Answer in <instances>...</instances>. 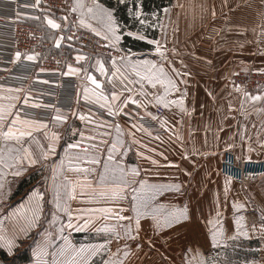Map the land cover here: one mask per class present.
<instances>
[{"label":"crops","instance_id":"obj_1","mask_svg":"<svg viewBox=\"0 0 264 264\" xmlns=\"http://www.w3.org/2000/svg\"><path fill=\"white\" fill-rule=\"evenodd\" d=\"M101 1L74 0L75 4L84 5L83 8L77 7L80 19L83 13L88 22L94 21L87 13V8L94 3L98 2L109 8ZM29 6L26 12L25 4L21 2L20 8L18 7L15 13L16 18L38 25H40V21H44L48 25V19L56 18V15L52 16V12L43 10L37 0L33 1L32 8ZM165 8L168 9L167 12L164 11ZM64 18H59V20L57 18L61 29H53L49 25L50 29L43 27L46 37L52 45L56 49L69 48L75 53V57L77 54L85 55L87 62L75 59L72 66L87 69L89 73L96 76L103 86L105 95L111 97L112 91L120 93L121 90H124L125 98L131 95L137 99L139 101L137 105H133L129 101L126 109L129 113L128 116L131 114L134 116L148 115V118L159 123L160 131L153 132L144 129L135 120L134 122L123 114L119 121L115 118L114 120L122 126V138L128 144H132L127 156L121 155L117 151L115 154L117 161L128 167L138 166L141 173L139 179L146 180L148 184H179L181 186L179 193L169 191L164 196H158L156 202L161 204L170 207L182 205L187 208L201 209V200H190L189 198L210 197L206 206L207 212L213 213L214 222L211 228H231L233 226L231 224L233 223L232 213L234 212L233 198L229 200L227 191H222L225 179L218 174L220 161L224 151L228 148L236 147L237 143L249 144L254 140L245 136L250 130L243 126V120L245 125L249 123V120H246L249 119L246 114L248 104L240 103L241 99L237 94H229L224 87V80L231 74L249 66L264 65V0H173L172 5L162 9L160 25L163 27H160L158 38H160L159 41L167 59L162 60L159 57L155 46L148 48L140 56H133V60L151 59L155 60L157 64L164 65L165 71L177 82L180 89V92H169L166 99H180L181 93H183V108L177 104H171L167 108L164 107L165 111L162 114L152 110L149 107V101L155 99L157 95H164L166 85L157 84L153 88L147 81H140V78L130 68L123 65H119L120 73L126 79L117 73L109 81L108 77L112 76L111 57L86 51L69 43L66 38V27L70 20ZM13 19L14 14L8 9L0 12V54L2 55L0 57V90L4 92L0 96V104L4 105L10 102L7 99L9 96L18 95L23 98L25 94H28V98H30L31 93L26 91L25 85L9 86L4 82L24 76L26 69H35L33 67L35 60L26 59L28 55L32 54H21L17 58L16 53H11L6 24ZM65 21L68 22L66 26L62 24ZM60 36H64L65 39L61 41L60 47H57L55 38ZM135 52L132 53L136 54ZM98 58L104 61L106 69L109 70L106 76L101 75L95 67H92ZM9 60L10 62H8ZM173 68L178 70L179 75L172 71ZM72 77L78 79V103L73 108L62 112L68 115V120L63 123H48V128L49 131L58 132L61 136L57 147V155L59 153L60 157L64 156V147L67 144H79V147L71 152L72 165H69L67 157L64 159L67 160L65 163L67 165L66 176L75 186L76 198H100L101 191L109 193L106 188L113 190L112 183H105L103 187L99 183V174L104 170L105 158L108 155L107 147L109 146L102 141L110 143L117 136V131L109 123L107 127L101 126L100 122L103 120L97 113L98 111L103 112L105 117L108 115L107 111L94 100L83 98L84 89L94 87L86 79L85 72L81 71L77 75L66 76L61 84L63 85L64 81L74 82ZM34 80L48 83L51 80L58 82L55 79L46 80L45 78H34ZM15 89H23V91L16 92ZM126 89H131V92ZM89 95H91V91ZM29 101L30 105L36 104L34 100L30 99ZM15 103L20 106L23 99ZM136 108H139V111H136ZM242 110H245V114ZM81 115H85L87 119L81 120ZM89 120L92 122L89 123ZM133 123L137 125L136 129L131 128ZM239 123H241L240 127H238ZM129 130L134 132V139L138 140L139 144L132 143L133 137L127 134ZM243 130H245L244 135ZM222 131L227 134L224 143L217 140V133ZM65 132L76 134V136L70 139ZM80 133H83V136ZM34 135L40 144L43 142L42 139L46 138L43 132ZM28 139L24 138L25 141ZM10 141L13 142L12 144H17L14 140ZM33 147L40 150L38 144L34 142ZM138 153H143V155ZM130 155L134 156V159H130ZM77 156L80 157L79 160L76 159ZM93 156L100 160V164L89 163ZM146 157L158 161V164H152ZM77 165L81 169L95 168L96 171L85 174L75 170ZM85 176L87 180H85ZM190 181H192L191 185L188 183ZM201 182H207L208 187ZM252 185V188L247 189L249 192L241 194V204L243 205L241 211L245 213V215L244 213L241 215V225L245 228L251 227L250 221L253 223L248 212H264V195L262 196L264 183ZM250 192L257 193V202H254ZM124 194L131 200L130 189H124ZM109 195L111 196V193ZM220 196L224 197L225 202L224 208L219 211ZM179 197L182 201L173 199ZM129 202L128 204H130ZM93 203L99 205L98 202ZM82 205L93 207L90 201L84 202ZM169 210L168 207L166 211ZM216 213H224V215L216 217ZM198 216L202 217V214L196 212L194 208L190 211L188 219L183 221L184 226L179 227H193L192 222L197 221ZM218 220L219 224H217ZM256 221L259 222V220ZM153 223L149 216L148 228H153L150 226ZM207 226L210 227V225ZM107 241H110L108 258L118 264H224L223 259L217 258L216 248L225 246L230 240H217L215 244L213 240ZM257 241L260 242L259 255L253 260L242 261L240 264H264V240Z\"/></svg>","mask_w":264,"mask_h":264},{"label":"rangeland","instance_id":"obj_2","mask_svg":"<svg viewBox=\"0 0 264 264\" xmlns=\"http://www.w3.org/2000/svg\"><path fill=\"white\" fill-rule=\"evenodd\" d=\"M101 2L105 4L107 7L114 10V16L116 17L117 21L124 30L125 35L123 36L119 46L125 51L117 52L115 51V49L110 47H107V50L105 52L92 51V49L87 48L86 46H77L78 48L81 49L83 48L86 51H90L94 53L104 54L109 57L122 56L128 50H130L131 53L138 51L135 52L136 53L135 55L140 56L141 54H143V52L147 51L148 48L147 49L140 48L139 50L135 49L134 46L136 43L134 42L142 41V40L136 39L134 37H130L131 40L126 41L125 38L127 36L126 33L128 31L140 32L146 34L148 39L160 40V38H158L160 34L159 33L160 27H150L148 25L141 26L137 18H135L134 15L130 14L129 9H134L135 7L132 0H127L126 3H121L119 2V0H114V4H115L114 7L108 6L104 1ZM164 3L165 4L160 9L152 7V9L146 10L144 8V5L142 4V0H140V7L145 17H151L152 13L154 12L157 13L159 15L158 24H160V16L162 9L164 7L172 5L173 0H165ZM124 12L128 19L127 21L122 18ZM51 14L52 16L56 15V18L54 20L58 24L59 21H57V18L59 20V18L67 17V15L61 11H54ZM151 20H155V17H151ZM151 20L149 21V23H151ZM79 21H80V17L78 14L77 26L79 28L92 32L90 29L80 26ZM28 23L38 25L34 22H28ZM39 23L40 26L43 27L45 26L47 29H50L49 28L50 25L49 24H48L49 26L46 25L44 21H40ZM67 23L68 22L65 21L62 24L66 26ZM88 23H91L94 27L97 28L101 27L100 23L96 20L90 21ZM70 25H71V20L66 27V31H68ZM45 36H46V32H45ZM100 37L103 39V36ZM143 42H146L148 44L147 40H143ZM152 46L153 45H150V47ZM0 57H2L1 54ZM72 57H73V61L70 62L69 64L75 62V53ZM8 62H10V60ZM33 67H35V62ZM35 70L36 69H31V68L25 70V82L23 84L20 82H9V83L4 82V84H9V86L25 85L26 91L31 93L29 100L30 99L34 100L36 103L53 105L55 106V108L60 109L61 112L73 108L74 105L78 103V99H77L78 79L76 77L75 78L72 77L74 82L71 83L64 81L63 85L54 84L56 83L55 81H50L49 83L48 82L43 83V81L34 80V78H40L36 76ZM66 70H67V66H65L63 72H66ZM61 77L65 78L66 76L61 75ZM224 87L229 94H237L238 96H240L241 99L240 103L248 104L246 114L249 116V119L246 120L247 121L249 120L248 123L249 126L247 124L246 125L244 124L245 123L244 120H243V126L247 127L248 128L247 130H250V132L245 134V136L247 135L251 140H254L249 144L245 143L241 145L240 143H237L235 145L236 147L228 146L231 148H228L226 151L228 150L232 151L235 154V156L240 159L263 161L264 160V65H260L258 67L249 66L248 68L239 70L231 74L230 76L225 78ZM2 93L4 92L0 90V96L2 95ZM70 94L74 97L75 101L71 105V107H65L64 98ZM253 96H259L261 97V99L253 100L252 99ZM32 105L33 104L31 105L29 104L25 106L22 103L20 104V107L23 109L24 112L28 113L29 118L41 119L49 124L53 122L52 117L56 113L53 111L52 108H43V107L34 108L32 107ZM138 109L136 108V111ZM242 112L243 114H245V110H242ZM97 114L101 116L100 119H102L104 122H108L109 124L116 122V120H114L115 119L114 117H110L108 115L104 117L103 112L98 111ZM142 117L148 118V115L134 116L131 114L130 116H128V118H131L133 121L135 120L139 126L143 127L146 130L153 132L160 131L159 123H157L154 120L152 121H154L158 125L157 128H153V127L147 128L146 126H144L143 123L141 122ZM241 123L238 124V127L241 126ZM244 132L245 130H243V135ZM65 134H68V137L70 139L76 136V134H71L68 132H65ZM226 137L227 134H225L223 131L217 133L218 142L224 143L226 141ZM26 141H28V143H25V147H29L34 157L37 158L38 160L36 164H28L26 160L23 161L22 165L20 166L22 167L23 170L21 171V174L19 176L15 175V172L19 170L17 165L13 164L11 167H7L5 166V164H0V184H3V188H0V217L4 218L3 229L2 231H0V235H4L7 238H13V236H15L14 246L11 254H9L6 247L0 246V264H36L37 256L35 255V253L37 251V246L42 243V234L45 231H50L52 232L53 237H56L57 236L56 229L59 227L60 223L61 222L65 224L67 223V217L63 213H60L59 215L62 217V220L58 221L56 224L52 226L49 225V221H51L52 219V213L53 211H55L54 205L52 203L53 186L55 183L64 182V177L66 176L65 168L67 166L65 163H67V160H64L63 168L60 167L59 153L56 157L55 156L49 157V159L46 161L40 160L39 159L40 150L34 148L33 142L29 141V139ZM42 141L43 142H41V144L43 143L47 144V138L42 139ZM12 143H13L12 141L4 142L3 140H0V148L4 149L5 154L7 153L9 147H11L13 150L19 147L17 144H12ZM226 151H224V154ZM13 155H15L14 151H13ZM125 156H127V154ZM223 157L220 161L219 170H218V174L225 179V181L222 184V191H224L227 188V194H229V200L233 198V204L236 203L238 205H242L241 194L244 192H249L247 189L252 188L253 186L252 184L254 183L255 184L258 183V185L259 184L262 185L264 183L263 182L264 176H262L259 180L256 181L234 180L223 173V161H222ZM130 159H134V156L130 155ZM5 160L7 162L6 155H5ZM106 160L107 157L105 158V162ZM53 169H55V175ZM226 180L228 181L227 184H226ZM26 182H28V184L24 187H21L23 183ZM105 183L110 184L112 182L111 180H109L106 181ZM188 183L191 185L192 181ZM201 184L206 185V187H208L207 182H201ZM106 189L109 191V193L112 192L111 188H106ZM35 190H39L45 194L44 212L42 214L41 222L39 226L31 229L29 234L25 236L18 232L20 225L23 223L20 215L18 214L16 217H12V218H8V217L9 214L12 213L15 209H18L21 204H26L28 197ZM250 194H252V198L254 199V202H257V193L250 192ZM263 195L264 192H262V196ZM173 199L175 201H182L181 197L173 198ZM189 199L201 200V204H202L201 209L197 207L188 208V216L190 211H192L194 208L196 212L198 213L201 212L202 214V217L198 216L196 219L197 221L192 222L193 227H189V226L179 227L181 225L184 226L185 223H183L182 221L180 225H175L171 229L163 228L160 230H155L154 228H148V217H142L141 228L137 231L135 226L134 214L131 211H129L130 204H128V202L130 200V197L127 196V199H122V200L113 199L110 195L103 196L100 198L99 197L76 198L75 200L70 201L71 207L73 209L88 210V208L89 209L110 208L112 209L113 213L119 212L120 215L122 216L124 215L133 216V220L131 221L133 228L131 232V237H135V239L130 238L128 235H126L124 227H122V225H127L129 221L127 220L118 221L112 216L106 215L101 212L86 213L85 216L82 217L79 221L74 220V223L83 224V220L91 216V223L89 224L88 227L84 228L81 231H76L74 229L66 228L64 234L68 236V238L70 239L73 245L79 248L81 245L87 246V245L105 244L107 240H212V233L216 231L218 233L217 240H230L228 244H226L225 246L216 248V252H218L216 255L217 258L223 259L224 264H240L242 261L253 260L259 255L260 250L258 247L260 242H258L257 240H264V212H255V211L248 212L250 213L248 214L250 220L251 219L253 220V223L251 221L249 223L252 224L251 227L245 228L243 225H241V220H240V230L238 231L236 221L237 219L241 218V215L244 212L241 211L242 207L234 208V212L232 213L233 223H231L233 226L231 228L214 229L211 228L214 222V218L212 216L213 213L207 212L208 209L206 206L210 197L189 198ZM88 201L92 202V206H93L92 208L82 205L84 202H88ZM93 202H98L99 205H96ZM224 202H225L224 197L220 196L218 201V205L220 206L219 211L220 209L224 208ZM183 207L184 206L182 205L175 206V208H183ZM121 208L124 209L123 212H120ZM169 209H170L169 211L173 210L172 207H169ZM219 215H224V213H221ZM216 217H218L217 213H216ZM256 220H259V222H257ZM209 221L212 222L209 223ZM105 225L112 226L114 228V231H108V232L97 231V229H102ZM207 225H210V227H208ZM14 229L17 231L14 232ZM242 232H246L247 235L241 234ZM117 233H119L118 236ZM63 243L64 241L62 239H56L55 245L48 249L49 254L48 256L44 257V259L48 260L49 264H51V260H52L51 253L55 251L56 248H58ZM0 244H2V242H0ZM109 248L110 245L108 243L104 251L92 257V260L95 262V264H104L105 260H111V258H108Z\"/></svg>","mask_w":264,"mask_h":264},{"label":"snow or ice","instance_id":"obj_3","mask_svg":"<svg viewBox=\"0 0 264 264\" xmlns=\"http://www.w3.org/2000/svg\"><path fill=\"white\" fill-rule=\"evenodd\" d=\"M39 0H37V3ZM121 3H126L127 0H119ZM135 5L134 9H129L130 14L134 15L137 18L139 24L141 26L148 25L150 27H163V25L158 24L159 15L157 13H152L151 17H155V20H151V17H145L140 7V0H132ZM77 7L83 8L84 5L77 3L73 6L72 11H76ZM113 9L106 8L100 3H94L92 6L87 8V13L91 16L93 20H96L100 23L101 27H94L91 23L84 18V14H81V19L79 21L80 26L86 27L95 33L97 37L103 36V40L107 42L106 47H110L115 49L117 52H124L119 45L123 36L125 35L122 26L117 21L116 17L113 14ZM165 12L168 11L167 8L164 9ZM64 19H67L65 17ZM151 20V23L149 21ZM47 23L53 29H61V24H58L53 19H48ZM128 37H134L139 40H147L148 44L155 46L156 53L159 54V57L162 60L167 59L165 56V51L161 45V42L157 39H148L146 34L140 32H132L128 31L126 33ZM65 39L64 36H60L59 38H55L56 46L60 47L61 41ZM68 40H72L73 37H67ZM135 54L131 53L128 50L122 56H112V76L108 77L109 81H111L112 77H115L117 73H120L119 65H123L126 68H130L137 77L140 78V81H147L152 85L153 88L156 87L157 84L166 85L165 94L157 95L155 97L156 101L162 104L165 108L169 107L171 104H177L181 108H183V93H181V98L177 100H168L166 96L169 92L175 91L180 92L178 84L174 81L168 73L165 71V67L163 64H157L155 60L151 59H142V60H133V56ZM21 56L20 52L16 53V57L19 58ZM27 60L32 61L37 59V55H28L26 57ZM76 61H85L87 62V57L85 55L77 54L75 57ZM95 67L96 71L101 75L106 76L109 71L105 67V63L102 59H97L96 64L92 65ZM67 71L63 72L62 75L70 76L77 75L81 71L85 72L86 79L91 82V85L94 86L91 89H84L85 100H94L95 103L99 104L101 108L107 111L108 116L116 118L117 121L121 118V114L127 117L129 113L127 112V105L129 101L133 105L139 104V101L135 99L133 96L129 95L126 98L123 96L124 90H121L120 93L116 91H112L111 97L105 95L103 86L101 82L97 79L96 76L92 75L87 71V69H81L79 67H73L72 64L67 65ZM41 72H44L45 69L41 68ZM172 71L179 75L177 69L173 68ZM123 79V74L120 73ZM139 82V81H137ZM43 83H47L44 81ZM131 92V89H126ZM9 91H13L9 89ZM16 92H21L23 89H15ZM91 91V95L89 92ZM7 99L10 101L7 105L0 104V140L5 142L14 140L19 147L14 150L9 147L7 153H4V149L0 148V164H5L7 167H11L13 164L17 165L19 170L15 172V175L19 176L21 171L23 170L20 167L23 161H27L28 164H36L38 162L37 158L34 157L32 151L29 147H25L24 144L28 143L24 138H29V141L38 144L40 148L39 159L40 160H48L49 157L57 155V147L59 146L61 136L58 132L49 131L48 123L41 119L28 118V113L24 112L23 109L15 103L23 99V105L27 106L30 104L28 94H25L22 97L20 96H9ZM253 100H259L261 97L253 96ZM119 102V103H117ZM34 108H52L56 113L52 120L54 123H63L68 120V115L64 114L60 111V109L55 108L53 105H46L41 103L33 104ZM151 115V113H149ZM81 120L87 119L85 115L80 116ZM156 119V117H153ZM92 121L89 120V123ZM100 125L103 127L108 126V122L101 121ZM111 126L114 127L117 131V136L111 140V142L102 141V143L108 144L107 147V160L104 163V170L99 174V183L100 186H105V182L111 180L113 185V190L111 192V197L113 199L122 200L127 199V196L124 194V189L131 190V200H130V208L134 214L135 218V226L137 231L141 228V218L142 217H151L154 222L151 227L155 230H160L163 228L171 229L174 225H180L182 221L188 219V208L184 206L183 208H175V206H171L173 208L172 211H166L169 205L161 204L156 202V198L158 196H164L165 193L169 191H174L179 193L180 185L179 184H148L146 180L139 179L141 173L138 166L128 167L124 165L122 162L117 161L115 154L117 151L121 153V155H126L130 150L132 144H128L122 138V126L120 123H111ZM132 129H136L137 125L133 123L131 125ZM5 129H7L5 131ZM43 132V135L47 138V144H40L36 139L34 134H39ZM128 136L133 137L132 143L139 144L138 140L134 139V132L131 130L128 131ZM83 136V133H80ZM158 138V137H157ZM94 139V137H93ZM79 147L78 143H69L64 147V156L60 157V167L63 168V163L65 157L68 158L69 165L71 166L73 163V157L71 155L72 150H75ZM95 147V145H93ZM13 151L15 155H13ZM87 154V153H85ZM139 155H143V153H138ZM5 155L7 157V162L5 160ZM77 160L80 159L79 156L76 157ZM146 159L150 160L152 164H158V161L152 159L151 157H146ZM90 164L96 165L100 164V160L95 158V156L91 157L89 160ZM76 171H82L87 174L89 172L96 171L95 168H80L78 165L75 168ZM55 175V169H53ZM85 180L87 177L85 176ZM228 181L226 180V184ZM0 188H3V184H0ZM227 191V188L225 189ZM101 197L109 195V193L105 191H101L99 193ZM76 199L75 186L72 185V182L68 179L67 176L64 177V182L55 183L53 186V199L52 203L54 205L55 211L52 213V219L49 221V225L52 226L56 224L58 221L62 220V217L59 215L63 213L67 217V223L61 222L59 227L56 229L57 236L53 237L52 232L45 231L42 234V243L37 246V251L35 255L37 256L36 264H49V261L44 259V257L48 256V249L55 245L56 239H62L64 241L55 251L51 253L52 260L51 264H95L92 260V257L99 254L100 252L106 249V245L110 243V241H106L105 244L100 245H81L77 248L73 245L66 236L65 229H74L76 231H81L84 228L88 227L91 223V216L89 218H85L83 220V224L74 223L75 221H79L82 217L85 216L86 213H95L101 212L106 215H110L113 218L119 220H127L129 223L127 225H122L125 230V234L130 238L135 239V237H131V232L133 230L131 221L133 220V216L120 215L119 212L113 213L110 208H101V209H73L71 207L70 201ZM44 201L45 194L39 190L33 191V193L28 197L26 204H21L18 209H15L12 213L9 214L8 218L16 217L18 214L20 215L23 223L20 225L18 232L27 236L31 229L39 226L41 222V217L44 212ZM234 208L243 207V205H238L236 203L233 204ZM124 209H120V212H123ZM219 216V213H217ZM3 217H0V231L3 229ZM239 218L236 221L237 230H240V220ZM212 221H209L211 223ZM219 224V220L217 221ZM17 231L14 229V232ZM97 231H114V228L110 225H105L102 229H97ZM241 234L247 235L246 232H242ZM119 233H117V236ZM218 233L214 231L212 233V240L215 244L217 241ZM14 239L7 238L4 235H0V246L6 247L9 254H11L14 246ZM127 255V253H125ZM63 258V259H61ZM104 264H118V262L113 260H105Z\"/></svg>","mask_w":264,"mask_h":264},{"label":"built area","instance_id":"obj_4","mask_svg":"<svg viewBox=\"0 0 264 264\" xmlns=\"http://www.w3.org/2000/svg\"><path fill=\"white\" fill-rule=\"evenodd\" d=\"M33 1L34 0H0V12L8 9L9 12L11 11L14 14V19L6 24L10 39L9 46L12 50L11 53L20 52L21 54L37 55V59H35L36 76L42 79L45 78L46 80L55 79L58 82L54 84L62 85V72L65 66L73 61L72 56L74 52L67 47L56 49L55 46L46 39L45 32L40 26L16 18L15 13L18 7L20 8V3L23 2L25 4L27 12L29 5V7L32 8ZM39 4L43 10L48 12L61 11L71 20V25L66 34L67 37H73L72 40L67 39L69 43L75 46H86L92 49V51L105 52L107 50L106 41L101 37H97L94 33L77 26V10L72 11L75 5L74 0H39ZM41 68L45 69V71L41 72ZM5 82H20L23 84L25 82V75ZM64 99L65 107H71L75 101L71 94ZM149 107L158 114L164 113L163 106L156 100H151L149 102ZM141 122L147 128L158 127L154 121L146 117H142ZM222 161L223 173L234 180L256 181L264 176V160L240 159L236 157L232 151L228 150L225 152Z\"/></svg>","mask_w":264,"mask_h":264},{"label":"trees","instance_id":"obj_5","mask_svg":"<svg viewBox=\"0 0 264 264\" xmlns=\"http://www.w3.org/2000/svg\"><path fill=\"white\" fill-rule=\"evenodd\" d=\"M102 1H104L108 6H112V7L115 6V4H114V0H102ZM164 1H165V0H142V4L144 5V8H145L146 10H150V9H152V7H153V8H158V9H160V8L163 7V5L165 4ZM167 2H168V1H167ZM124 11H125V10H124ZM118 12H119V11H118ZM122 18H123L124 20H126V21L128 20L127 17H126L125 12H124V15H122ZM39 26H40V25H39ZM40 27L43 28V26H40ZM43 29H44V28H43ZM125 40H126V41H130L131 38L126 36ZM126 41H125V42H126ZM134 41H135V40H134ZM134 43H136L135 46H134V48L137 49V50H139L140 48H145V49H147V48L150 47V44H147L146 42H143V41H135ZM52 49H53V48H52ZM27 184H28V182L23 183V185H22L21 187H24V186H26Z\"/></svg>","mask_w":264,"mask_h":264}]
</instances>
